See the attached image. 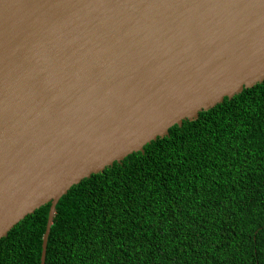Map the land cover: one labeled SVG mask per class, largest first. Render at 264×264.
I'll return each instance as SVG.
<instances>
[{"label":"water","instance_id":"1","mask_svg":"<svg viewBox=\"0 0 264 264\" xmlns=\"http://www.w3.org/2000/svg\"><path fill=\"white\" fill-rule=\"evenodd\" d=\"M264 80V0H0V238Z\"/></svg>","mask_w":264,"mask_h":264},{"label":"trees","instance_id":"2","mask_svg":"<svg viewBox=\"0 0 264 264\" xmlns=\"http://www.w3.org/2000/svg\"><path fill=\"white\" fill-rule=\"evenodd\" d=\"M62 195L44 264H264V80ZM49 203L0 238L40 264Z\"/></svg>","mask_w":264,"mask_h":264}]
</instances>
